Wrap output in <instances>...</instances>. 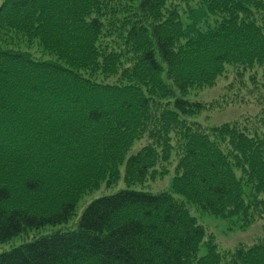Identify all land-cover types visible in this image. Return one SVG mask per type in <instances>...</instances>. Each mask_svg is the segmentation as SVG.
Segmentation results:
<instances>
[{
  "label": "trees",
  "instance_id": "1",
  "mask_svg": "<svg viewBox=\"0 0 264 264\" xmlns=\"http://www.w3.org/2000/svg\"><path fill=\"white\" fill-rule=\"evenodd\" d=\"M103 1L0 5V243L68 222L78 182L116 178L123 162L129 183L167 169L175 150L172 190L129 186L95 198L76 228L1 253L0 264H264V238L227 254L209 245L201 255L206 231L188 207L264 218V0H198L186 20L177 0H138L131 21ZM227 66L239 82L228 88L242 100L243 88L255 92L245 79L252 72L260 112L210 128L189 121L204 106L189 93ZM64 176L72 194L56 193L60 206L42 213L40 191H58Z\"/></svg>",
  "mask_w": 264,
  "mask_h": 264
},
{
  "label": "rangeland",
  "instance_id": "2",
  "mask_svg": "<svg viewBox=\"0 0 264 264\" xmlns=\"http://www.w3.org/2000/svg\"><path fill=\"white\" fill-rule=\"evenodd\" d=\"M4 0H0V5ZM138 0H104V5L106 7H117V16L121 20L131 21L134 19L133 12L137 7ZM179 3L178 9L181 10L184 20L187 18L188 4L197 5L198 0H177ZM171 3L175 6V0H171ZM215 18H211L208 21H203L202 25L205 23H214ZM189 20H187V23ZM15 43L9 42L5 46L12 50H20L22 52H28L31 55L41 58L45 56L38 47L33 46H16ZM19 45V44H18ZM47 58V57H44ZM252 72H246L245 79L248 83V88H254V93H250L248 89L243 88V94H248L245 100L239 98L237 95L233 94L236 92L235 89L229 90V85L234 83L236 74L233 68L227 66L225 72L217 78V81L211 86H205L204 89L193 90L187 96L189 100L203 101V109L197 115L187 117L189 121H197L204 127H212L215 125L222 124L224 122H231L234 120H241L246 116H251L257 114L261 110V106L255 95L258 91L255 89V84L250 81ZM259 82L258 88H261V82L264 83V74L259 72ZM238 83H234V86L238 87ZM241 99V100H240ZM148 136L143 139L137 140L133 148L127 152L125 159L128 156L136 153L143 146L148 143ZM176 151L171 152V162L166 163V168L161 169L155 175H149L145 178H141L136 181H130L129 183L125 180V165L124 162L120 165V175L118 177H109L108 174L105 178L97 181L96 179H81L78 182V186L82 185L81 189L74 190L77 201V208L68 220L57 225H46L40 228H28L23 231L19 236L10 239L6 242L0 243V254L13 250L16 247L27 244L34 240L40 239L42 237L50 236L54 233L74 229L77 227V222L83 213L86 206L95 198L114 194L122 189L144 190L151 193H158L160 191L172 190L173 183L175 180V165L177 164L178 156ZM68 176V175H67ZM64 176L63 183L61 182L57 185L55 191L51 193L48 189L43 188L40 193L43 194V200L46 201L47 210L42 213H50L56 210L59 205V200L63 197L60 193H71L72 186L70 177ZM66 181V182H64ZM63 189V190H62ZM73 192V191H72ZM72 194V193H71ZM21 199L25 198L28 202H36L38 199H33L32 196H27L25 194H20ZM48 202V203H47ZM42 206V205H41ZM45 207V206H44ZM191 215L195 216L197 221L202 224L206 231V237L201 245L200 254H205L211 247L209 245H214L216 250L221 252V254H227L239 246L247 247L264 238V218H258L256 220H250L247 223L244 218L230 217L225 218L212 214L211 212L203 210L197 204L188 205ZM246 225L244 224V222Z\"/></svg>",
  "mask_w": 264,
  "mask_h": 264
}]
</instances>
